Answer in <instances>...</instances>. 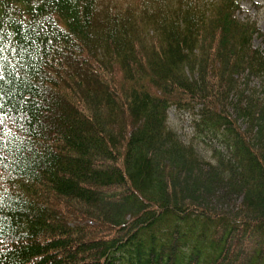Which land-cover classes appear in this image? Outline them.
Masks as SVG:
<instances>
[{"label": "trees", "instance_id": "trees-1", "mask_svg": "<svg viewBox=\"0 0 264 264\" xmlns=\"http://www.w3.org/2000/svg\"><path fill=\"white\" fill-rule=\"evenodd\" d=\"M240 4L0 0V264H264V51Z\"/></svg>", "mask_w": 264, "mask_h": 264}, {"label": "rangeland", "instance_id": "rangeland-1", "mask_svg": "<svg viewBox=\"0 0 264 264\" xmlns=\"http://www.w3.org/2000/svg\"><path fill=\"white\" fill-rule=\"evenodd\" d=\"M239 17L248 19L256 23L261 31V35L254 38V45L264 51V0H241ZM169 123L180 135L186 138L187 133L191 132L188 114L171 108L169 111ZM244 242V240H242ZM251 243V241H250ZM246 244V243H245ZM250 250L255 252V246H263L260 242L252 241Z\"/></svg>", "mask_w": 264, "mask_h": 264}]
</instances>
